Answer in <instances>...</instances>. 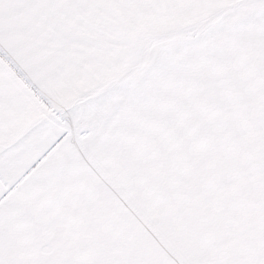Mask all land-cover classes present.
Segmentation results:
<instances>
[{"label":"snow or ice","instance_id":"6c2138e0","mask_svg":"<svg viewBox=\"0 0 264 264\" xmlns=\"http://www.w3.org/2000/svg\"><path fill=\"white\" fill-rule=\"evenodd\" d=\"M0 264H264V0H0Z\"/></svg>","mask_w":264,"mask_h":264}]
</instances>
